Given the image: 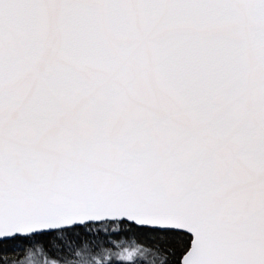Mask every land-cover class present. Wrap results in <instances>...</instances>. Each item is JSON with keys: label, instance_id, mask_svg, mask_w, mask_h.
Here are the masks:
<instances>
[{"label": "snow or ice", "instance_id": "6c2138e0", "mask_svg": "<svg viewBox=\"0 0 264 264\" xmlns=\"http://www.w3.org/2000/svg\"><path fill=\"white\" fill-rule=\"evenodd\" d=\"M0 264H264V0H0Z\"/></svg>", "mask_w": 264, "mask_h": 264}]
</instances>
